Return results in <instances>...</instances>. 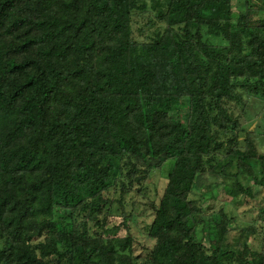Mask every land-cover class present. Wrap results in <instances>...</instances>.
I'll list each match as a JSON object with an SVG mask.
<instances>
[{"label":"trees","instance_id":"1","mask_svg":"<svg viewBox=\"0 0 264 264\" xmlns=\"http://www.w3.org/2000/svg\"><path fill=\"white\" fill-rule=\"evenodd\" d=\"M243 93L264 97V0H0V264H139L107 215L162 155L145 264H264L192 198L203 174L264 189Z\"/></svg>","mask_w":264,"mask_h":264},{"label":"rangeland","instance_id":"2","mask_svg":"<svg viewBox=\"0 0 264 264\" xmlns=\"http://www.w3.org/2000/svg\"><path fill=\"white\" fill-rule=\"evenodd\" d=\"M204 39L213 45L224 43L221 37L210 35L207 32ZM243 99L246 105L241 111L238 109L237 111L242 112L244 119L252 123L248 127V131L255 140L259 154L264 155V97L259 98L243 93ZM184 110L186 111V109ZM227 138L228 136L223 141H227ZM243 140L244 138L239 143ZM225 145L227 148L230 147L229 144ZM150 165L155 166V168L145 184L144 191L140 194L134 190L125 196L124 211L126 216L123 217L122 211L116 205L113 212L107 215L106 223V227L109 229L118 228L115 236H131L133 253L140 258L139 264H145L144 261L154 246V241L149 237V229L154 220L156 207L164 192L172 161L162 155L157 159H152ZM243 177L245 175L240 177V181L252 189V198L244 199L245 195H240L236 201H233L224 186L223 180L214 174L200 176L192 198L198 202L204 194L207 200L206 206L213 208L206 218L208 219L210 214L225 216L226 220L230 222L233 236H239L237 229L255 227L256 233L250 236L249 245L253 251H261L264 246V219L260 211H264V189L253 182L245 181ZM89 227L95 226L90 223ZM200 233V229H198L199 236ZM241 253L242 250L238 249V255ZM224 261L226 264L231 263L229 257L225 258Z\"/></svg>","mask_w":264,"mask_h":264}]
</instances>
